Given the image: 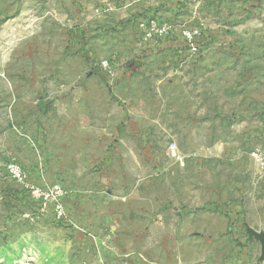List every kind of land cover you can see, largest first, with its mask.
Masks as SVG:
<instances>
[{
    "label": "rangeland",
    "instance_id": "rangeland-1",
    "mask_svg": "<svg viewBox=\"0 0 264 264\" xmlns=\"http://www.w3.org/2000/svg\"><path fill=\"white\" fill-rule=\"evenodd\" d=\"M256 150L264 0H0V264H264Z\"/></svg>",
    "mask_w": 264,
    "mask_h": 264
},
{
    "label": "built area",
    "instance_id": "built-area-1",
    "mask_svg": "<svg viewBox=\"0 0 264 264\" xmlns=\"http://www.w3.org/2000/svg\"><path fill=\"white\" fill-rule=\"evenodd\" d=\"M142 25L144 35L149 39L166 37L169 34V28L165 25H161L156 20L147 21ZM184 38L190 43L189 47L191 52L195 55L199 53L200 48L198 43H195L196 38L199 36L198 30H187L183 32ZM176 149L175 144H171V151ZM252 160L258 167L257 174L260 180H264V151L256 150L251 154ZM11 176L20 180L22 178V172L18 166H10L9 168Z\"/></svg>",
    "mask_w": 264,
    "mask_h": 264
},
{
    "label": "water",
    "instance_id": "water-1",
    "mask_svg": "<svg viewBox=\"0 0 264 264\" xmlns=\"http://www.w3.org/2000/svg\"><path fill=\"white\" fill-rule=\"evenodd\" d=\"M252 234L255 236V238H257L260 241L261 253H262V257L264 258V233L253 232Z\"/></svg>",
    "mask_w": 264,
    "mask_h": 264
}]
</instances>
